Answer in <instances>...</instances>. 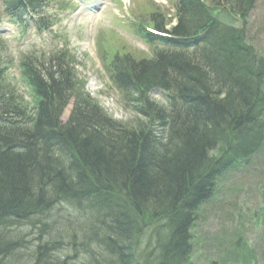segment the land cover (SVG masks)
<instances>
[{
  "label": "trees",
  "instance_id": "1",
  "mask_svg": "<svg viewBox=\"0 0 264 264\" xmlns=\"http://www.w3.org/2000/svg\"><path fill=\"white\" fill-rule=\"evenodd\" d=\"M51 1L0 3L44 32ZM175 2L130 22L152 55L102 47L135 123L84 91L67 49L19 58L10 84L0 40V264H194L198 211L264 144V56L247 41L258 0Z\"/></svg>",
  "mask_w": 264,
  "mask_h": 264
},
{
  "label": "rangeland",
  "instance_id": "2",
  "mask_svg": "<svg viewBox=\"0 0 264 264\" xmlns=\"http://www.w3.org/2000/svg\"><path fill=\"white\" fill-rule=\"evenodd\" d=\"M63 1H71V9L61 8ZM55 0L48 8L51 16L60 20L52 32L38 34L34 28L24 32L4 16L0 24L1 36L8 49L4 61L36 53L52 54L68 43L77 62L80 79L87 81L86 91L99 101L114 119L135 123L137 116L127 109L122 94L112 85L104 67L101 42L108 47L125 44L136 57L151 55L153 49L134 36L128 19L140 17L152 0ZM170 14H174L176 0H154ZM210 1V0H208ZM118 2V1H117ZM246 29L248 42L264 56V0H258ZM133 16V17H135ZM112 35L120 38L117 42ZM8 82L15 85L20 77L17 65L8 70ZM19 93L28 100L26 84ZM159 95H156L157 98ZM159 99H163L159 96ZM74 103L65 112L71 114ZM238 161L236 164L241 162ZM214 197L200 208L199 220L193 229L194 264H264V144L248 162L228 170L219 180Z\"/></svg>",
  "mask_w": 264,
  "mask_h": 264
},
{
  "label": "bare ground",
  "instance_id": "3",
  "mask_svg": "<svg viewBox=\"0 0 264 264\" xmlns=\"http://www.w3.org/2000/svg\"><path fill=\"white\" fill-rule=\"evenodd\" d=\"M124 104H125V102H124ZM249 161V159H245V160H242L241 162H239L238 164H242L243 162H248ZM238 164H236L235 166H232L231 168H229L228 170L230 171V170H232V169H234ZM224 174H226V172H224L222 175H220V177H223L224 176ZM219 179H217V183H216V189H217V186H218V183H219V181H218ZM26 235V234H25Z\"/></svg>",
  "mask_w": 264,
  "mask_h": 264
}]
</instances>
